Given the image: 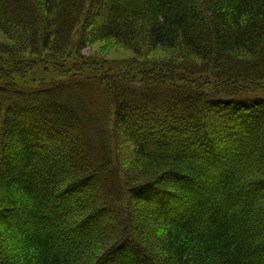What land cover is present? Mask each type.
I'll use <instances>...</instances> for the list:
<instances>
[{"label": "trees", "instance_id": "1", "mask_svg": "<svg viewBox=\"0 0 264 264\" xmlns=\"http://www.w3.org/2000/svg\"><path fill=\"white\" fill-rule=\"evenodd\" d=\"M0 31V264H264V0H0Z\"/></svg>", "mask_w": 264, "mask_h": 264}, {"label": "rangeland", "instance_id": "2", "mask_svg": "<svg viewBox=\"0 0 264 264\" xmlns=\"http://www.w3.org/2000/svg\"><path fill=\"white\" fill-rule=\"evenodd\" d=\"M0 43L3 44H9V40L6 37L4 33L0 31ZM85 55L97 58L100 63H109L110 65H126L131 63H138V64H145L148 68V70L155 69V66L163 68L164 65L171 66L174 72H170V74L173 73L172 77H167L168 79H174V77L177 79H183V75L187 72L185 71H177L180 69V67L188 64L191 66L192 64H195V60L190 57L187 54V51L183 48H178L175 50H165V49H157L152 52H147L146 56L142 58H138L132 51L122 47L121 45H118L116 42L112 40L108 41H100L94 44L90 49H88L86 52H84ZM168 73V72H167ZM174 74L176 76H174ZM198 80V79H197ZM195 81V78H190L188 81L183 82L182 85H189L192 84ZM263 84L262 82H256L254 84ZM254 84H251L250 86L253 87L255 91H257L256 86ZM234 87L237 85L234 84ZM246 87V86H245ZM244 87V88H245ZM237 88H241L238 87ZM242 90V89H241ZM262 90V89H261ZM262 146V145H261ZM259 146L260 152H263V147ZM119 154L121 157L123 156V153H126V150H128V162L131 161L132 153H130L131 148L126 145L125 147H121ZM131 154V155H130ZM50 197V196H49ZM137 212H135L132 217V220L134 222L133 224V230L130 231L131 235L137 236L139 229H142L144 231L151 229L152 227H155L158 223L161 224L160 218L156 215V221L154 222L150 215V208L145 206L144 204L139 205L137 208ZM15 210V209H14ZM8 214V213H7ZM5 219V218H4ZM8 220V219H6ZM12 223H21V229L22 230H30L29 232L33 233V225L24 224L22 220L19 218L11 219ZM19 221V222H18ZM2 223L0 222V226ZM158 226V225H157ZM129 232H124L123 234H128ZM129 233V234H130ZM128 234V235H129Z\"/></svg>", "mask_w": 264, "mask_h": 264}]
</instances>
